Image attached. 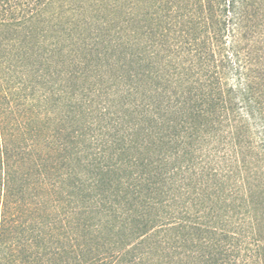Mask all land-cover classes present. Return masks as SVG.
I'll use <instances>...</instances> for the list:
<instances>
[{"label":"trees","instance_id":"trees-1","mask_svg":"<svg viewBox=\"0 0 264 264\" xmlns=\"http://www.w3.org/2000/svg\"><path fill=\"white\" fill-rule=\"evenodd\" d=\"M101 1L0 0V263L8 258L5 250L9 248L13 264H40L41 256L58 255L65 259L71 254L74 261L62 264H264L262 249L247 236V228L233 231L210 219L190 221L174 217L173 212L163 213L164 202L158 188L166 186L162 177L172 178L167 172L165 175L164 168L161 170L162 165L152 166L151 172L129 174L132 182L123 189L111 183L108 179L121 168L116 157L130 156L128 150L135 148L139 154L143 153L140 144H145L132 138L131 146L127 145L126 135L121 133L122 128L128 129L126 126L112 135L102 133L94 146L80 133L84 122L65 131L63 124L69 116L63 110L68 103L64 95L74 82L68 85L60 70L50 66L25 72L18 63L20 59L44 57L68 46L97 52L100 47L96 42L100 39L104 41L105 50L113 48L114 54L117 50L121 52V62L114 72H121L128 79L142 76L134 70V62L125 59L128 45L124 44L122 33L108 34V26L116 23L104 12L111 11L112 6L105 2L99 4ZM239 1L206 0L207 16L203 6L197 10L200 18L196 17L188 32L193 33L198 48H203L205 40L211 43L215 35H223L225 17L238 16L239 19L243 15ZM216 9L223 20H215ZM118 15L122 18L123 11H118ZM135 18L138 20L140 16ZM201 36L205 38L202 40ZM113 39L120 41L114 47ZM211 48L210 45L208 51L200 50V63H191L187 73H160L158 76L171 92L152 99L159 100L156 109L168 115L163 118L162 127L172 130L173 136L184 132V136L193 137L200 125L206 124L200 123L201 120L211 122L210 118L220 117L222 113L231 133L238 136L244 133L237 120L240 119L239 107L224 105L223 94L232 93L234 89L224 90L221 84L229 74L239 76L248 69L247 63L230 60L231 68L216 71L219 64ZM137 49L131 47L129 56L136 57ZM11 57L14 64L9 61ZM261 73L264 75V70ZM11 79H14V123L9 119L12 109L10 101H5L7 93L3 89L4 83ZM245 93L254 104L262 103L254 100L252 90ZM161 103L167 107L162 108ZM148 106L141 108L145 116L160 114L148 112ZM146 118L155 119L149 115ZM83 144V151L90 153L89 165L87 170H76L66 156H70L72 146ZM145 147L150 151L148 145ZM132 160L139 164L136 169L141 167L138 170H142L145 164L136 162L134 157ZM64 174L75 176L78 182L66 183V179L71 178H63ZM94 176L98 177L94 190L90 191L92 182L87 186L89 189L79 188L82 182ZM159 177L161 181L157 186ZM171 182L169 185L175 187ZM78 188L80 192L75 193ZM181 188L189 189L184 184ZM66 189L68 194H65ZM122 192L138 195L139 200H124L130 205L125 208L121 202ZM212 193L219 196L218 190ZM219 201L226 202L223 198ZM243 211L248 212V209L244 208L236 217L238 225L245 228V221L250 224L252 220L250 214L247 220L240 217ZM79 226H84L82 236L76 231Z\"/></svg>","mask_w":264,"mask_h":264},{"label":"rangeland","instance_id":"rangeland-1","mask_svg":"<svg viewBox=\"0 0 264 264\" xmlns=\"http://www.w3.org/2000/svg\"><path fill=\"white\" fill-rule=\"evenodd\" d=\"M103 2L112 6L109 8L112 12L107 9L104 12L109 13L110 19H113L111 22L116 23L108 26V34L116 31L122 33L124 44L128 45L125 59L127 62H134V70L142 73V76L128 79L121 72H114L121 62V52L117 50L114 54L113 48L105 50L104 41L100 39L96 42L100 47L97 52L90 48L68 46L44 57L36 55L20 59L18 63L25 72L50 66L60 70L68 85L74 82L64 95L68 103L63 110L69 116L63 124L65 131L78 126L79 122H84V130L80 133L87 143L91 142L94 146L102 133L108 132L112 135L114 131L126 126L128 129L122 128L121 133L126 135L124 141L127 145L131 146V139L134 138L149 146L150 151L140 144L143 152L140 154L136 148H127L131 157L117 156L121 168L118 174L114 173L108 179L111 183L118 184L123 189L132 182L129 174L141 173L143 170L151 172L152 166L162 165L161 170L164 168L165 175L167 172L172 178L162 177L166 186L157 187L164 202V208H161L163 213L173 212L174 217L190 221L210 219L233 231H239L240 228L245 231L247 228V236L253 238L255 244L261 247V260L264 262V75L261 73L264 70V0H240L238 5L243 9V15L239 19L238 16L234 19L225 17L223 35H215L211 43L205 40L206 44L201 49L197 47L193 33L188 32V28L199 17L196 12L200 14L197 10L201 6L204 14L209 15L206 0H102L99 4H104ZM198 2L202 4L199 5ZM118 11H123L122 18ZM218 13L219 10L216 9L215 20H223ZM139 16L140 21L135 18ZM201 37L202 40L205 38ZM111 41L113 47L120 42L118 39ZM210 45L214 51V60L219 64L216 71L231 68L230 60L247 63L248 69L243 70L239 76L229 74L221 84L224 90L234 89L232 93L223 94L224 105L230 108L239 107L240 119L237 120L240 121L238 124L244 133L239 136L231 133L222 113L220 117L210 118L211 122L201 120L200 123L206 124H201L193 137L184 136V132L178 137L173 136L172 130L162 127V120L168 115L164 112L161 114L156 109L159 100L152 99L160 97L159 94L162 97L165 94L168 96L171 92L158 76L160 73H187L191 63H200V50L206 47L204 51H208ZM130 46L138 48L136 57L129 56L132 52ZM9 61L14 64V57L9 58ZM147 74L149 78L145 76ZM11 80L4 83L3 89L7 93L5 101H10L9 106L12 109L9 119L14 123V79ZM244 89L252 90L251 96H254V100L262 103L254 104V101L248 99L249 94ZM161 104L164 108L165 104ZM143 105H149L148 112L161 115L147 114L155 118L147 119V115L143 114L145 111L141 109ZM90 124L92 126H88ZM57 129L59 131L58 127ZM54 136L58 138L56 133ZM84 146L85 144L72 146L70 156H66L68 161L73 162L76 170H87L89 165L90 153L83 151ZM133 157L137 159L136 162L142 161L143 157L142 163L145 165L142 170H138L141 167L136 169L139 164L133 163ZM68 176L71 179H66V183L78 182L73 175L64 174L63 178ZM97 178L94 176L92 180L82 182L80 187H75L87 189L89 182H92L90 191L94 190L93 184H97ZM160 181L159 177L157 186ZM169 181H173L171 183L175 187L170 186ZM61 182L66 185L64 181ZM180 183L188 185L189 189L183 191ZM79 188L75 193L80 192ZM215 190L219 191V196L212 193ZM68 191L66 189L65 194ZM122 194L124 199L121 202L125 208L130 205L124 200H139L138 195ZM221 198L226 202H220ZM244 208L248 212L243 211L240 217L250 214L252 220L250 224L245 221V228L238 225L239 218L236 217ZM227 216L229 217L226 218ZM82 227L84 226H79L76 230L80 236ZM10 240L7 244H10ZM5 252L8 258H3L0 264H13L10 261L11 250L8 248ZM38 261L40 264H62L64 261L73 262L74 256L71 254L60 259L58 255H45Z\"/></svg>","mask_w":264,"mask_h":264}]
</instances>
